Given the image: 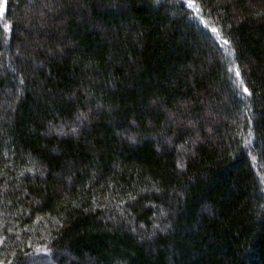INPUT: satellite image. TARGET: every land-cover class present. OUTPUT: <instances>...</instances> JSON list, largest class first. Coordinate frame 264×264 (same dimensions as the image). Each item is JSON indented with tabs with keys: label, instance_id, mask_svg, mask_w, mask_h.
<instances>
[{
	"label": "trees",
	"instance_id": "trees-1",
	"mask_svg": "<svg viewBox=\"0 0 264 264\" xmlns=\"http://www.w3.org/2000/svg\"><path fill=\"white\" fill-rule=\"evenodd\" d=\"M0 264H264V0H0Z\"/></svg>",
	"mask_w": 264,
	"mask_h": 264
}]
</instances>
